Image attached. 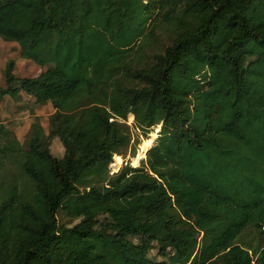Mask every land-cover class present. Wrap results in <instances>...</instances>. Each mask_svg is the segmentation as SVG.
<instances>
[{"label": "trees", "instance_id": "1", "mask_svg": "<svg viewBox=\"0 0 264 264\" xmlns=\"http://www.w3.org/2000/svg\"><path fill=\"white\" fill-rule=\"evenodd\" d=\"M0 37L45 68L0 98L54 110L0 115V264H264V0H0Z\"/></svg>", "mask_w": 264, "mask_h": 264}, {"label": "rangeland", "instance_id": "2", "mask_svg": "<svg viewBox=\"0 0 264 264\" xmlns=\"http://www.w3.org/2000/svg\"><path fill=\"white\" fill-rule=\"evenodd\" d=\"M8 60H13L14 62V68L13 73L16 77L22 78V77H35L37 76L41 71H43L45 68H40L38 65H36L33 61L23 59L20 57V51L19 46L14 42H8L4 41L0 37V88L5 87V83L2 77V72L5 67V64ZM54 110L52 106L47 104H37L34 102L33 98L29 97L26 94L20 93L15 98H10L9 96H5L3 98H0V115L2 123L13 133L15 134L17 140L21 144H25L26 141L29 138L30 133V125L38 121L40 125L44 128L45 132H48V123H49V117L53 114ZM127 123L130 125L131 133H132V139L138 140L139 145L136 146L137 151L133 158H129L128 152L124 154V159L119 156L113 157V163H116V161L119 162V167L121 169L122 166L126 164V162L129 163L130 167H137L142 159L145 158V154L148 151V148L144 154L143 158L135 160V157L138 153L140 145L147 141L149 139L150 134L152 132L158 134V131L160 129V125L154 127L151 129L148 136L142 137L140 132L136 130L132 126V116H128ZM158 130L156 131L155 129ZM157 137V136H156ZM156 137L152 140L156 139ZM153 142L150 146L153 145ZM50 151L53 156L60 157L63 153V148L60 144V142L57 139H52L50 144ZM121 164V165H120ZM111 166V165H110ZM109 166V174H116V171H113L114 169L119 171L120 169L115 168L111 171ZM114 172V173H112ZM64 222L69 223L71 221L64 220ZM74 223V222H73ZM259 232L257 230H254L253 228L249 227L247 228L243 234L239 237V242L241 244H245L247 246H251L255 249L263 245V240L261 241V236L259 237ZM264 235V234H263ZM157 260H161L157 258Z\"/></svg>", "mask_w": 264, "mask_h": 264}, {"label": "bare ground", "instance_id": "3", "mask_svg": "<svg viewBox=\"0 0 264 264\" xmlns=\"http://www.w3.org/2000/svg\"><path fill=\"white\" fill-rule=\"evenodd\" d=\"M155 130L157 131L158 128L155 129ZM156 136H157V134L154 133V132H152V133L150 134L149 139H147V141L143 142V143L140 145L139 150H138V153H137V155H136V157H135V160L144 157V156H143L144 152H145L149 147H151L150 145H151L152 142H153L152 140H153ZM114 167H115V168H118V167H119V162H118V161H116V163L114 164Z\"/></svg>", "mask_w": 264, "mask_h": 264}, {"label": "built area", "instance_id": "4", "mask_svg": "<svg viewBox=\"0 0 264 264\" xmlns=\"http://www.w3.org/2000/svg\"><path fill=\"white\" fill-rule=\"evenodd\" d=\"M114 164H115V163H113V164L111 163V164H110L111 166L109 165V166H110V169H111V171L114 169ZM120 165H121V164H120ZM118 169H120V168H118ZM113 171H116V173L118 172V171H117V170H115V169H114ZM112 173H114V172H112Z\"/></svg>", "mask_w": 264, "mask_h": 264}]
</instances>
